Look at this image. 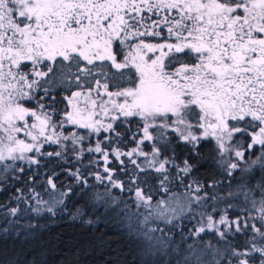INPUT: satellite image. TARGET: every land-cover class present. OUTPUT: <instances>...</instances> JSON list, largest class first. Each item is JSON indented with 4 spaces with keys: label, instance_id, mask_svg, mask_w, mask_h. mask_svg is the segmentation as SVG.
Listing matches in <instances>:
<instances>
[{
    "label": "snow or ice",
    "instance_id": "snow-or-ice-1",
    "mask_svg": "<svg viewBox=\"0 0 264 264\" xmlns=\"http://www.w3.org/2000/svg\"><path fill=\"white\" fill-rule=\"evenodd\" d=\"M9 183L115 213L139 264H264V0H0Z\"/></svg>",
    "mask_w": 264,
    "mask_h": 264
},
{
    "label": "trees",
    "instance_id": "trees-1",
    "mask_svg": "<svg viewBox=\"0 0 264 264\" xmlns=\"http://www.w3.org/2000/svg\"><path fill=\"white\" fill-rule=\"evenodd\" d=\"M214 177L218 178V174L211 163L196 175L202 182ZM16 187L15 183H9L0 189V203L19 208L16 216H4L0 209V264H139L136 250L115 213L100 210L97 214L89 208L83 218L73 219L70 213L81 207L85 199L79 192L66 198V206L57 208L55 215L46 211L33 213L35 202H18L14 198L19 195ZM38 190L43 199H49L42 189ZM225 191L220 188L221 194ZM24 197H30L27 189ZM88 220L92 223H87ZM182 223L190 226L188 220ZM174 239L179 241L178 230Z\"/></svg>",
    "mask_w": 264,
    "mask_h": 264
}]
</instances>
